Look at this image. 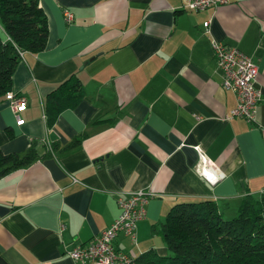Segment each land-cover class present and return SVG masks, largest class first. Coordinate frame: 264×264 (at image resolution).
I'll return each instance as SVG.
<instances>
[{
	"label": "crops",
	"instance_id": "1",
	"mask_svg": "<svg viewBox=\"0 0 264 264\" xmlns=\"http://www.w3.org/2000/svg\"><path fill=\"white\" fill-rule=\"evenodd\" d=\"M185 4L40 0L46 47L24 52L12 74L11 91L27 100L21 123L0 96V150L21 153L35 144L39 155L0 178V264H92L66 252L108 227L118 199L140 190L147 199L135 242L119 234L115 246L167 256L151 228L172 205L210 199L230 218L245 196L264 192V0L200 11ZM212 40L257 65L254 121L230 116L236 95L222 86ZM71 74L83 96L49 128L45 96ZM196 145L223 179L211 184L196 172Z\"/></svg>",
	"mask_w": 264,
	"mask_h": 264
},
{
	"label": "trees",
	"instance_id": "2",
	"mask_svg": "<svg viewBox=\"0 0 264 264\" xmlns=\"http://www.w3.org/2000/svg\"><path fill=\"white\" fill-rule=\"evenodd\" d=\"M47 40L48 21L40 0H0V96L11 90L19 52L38 53ZM82 96L76 74L51 90L43 107L47 127L53 126L60 112L74 108ZM80 139L63 150L77 146ZM50 148L54 151L57 146L53 143ZM38 158L35 144L21 153L0 150V178ZM151 232L161 236L170 255H159L151 248L134 255L130 264H264V192L258 198L245 196L229 219L210 199L176 203Z\"/></svg>",
	"mask_w": 264,
	"mask_h": 264
},
{
	"label": "built area",
	"instance_id": "3",
	"mask_svg": "<svg viewBox=\"0 0 264 264\" xmlns=\"http://www.w3.org/2000/svg\"><path fill=\"white\" fill-rule=\"evenodd\" d=\"M241 1L243 0H186L185 7L188 10L200 11ZM70 16L69 13H66L68 20ZM203 27V32L209 33V21L203 22ZM211 47L216 66L223 75L222 86L231 89L236 95V106L231 110L230 116H238L250 122L254 121L256 109L261 100V91L255 86L258 75L257 65L240 50L219 41L212 40ZM23 53L19 52L21 57ZM4 96L15 113L17 122L21 123L22 120L18 112L26 107V98L16 95L11 90L7 91ZM48 147L50 148V145ZM194 148L198 155L196 172L211 184L223 179L224 173L217 170L216 163L205 155L199 145ZM146 199L145 192L142 190L134 192L126 198L118 199L120 212L111 224L89 241L68 250L67 255L73 260H82L92 264H130L134 255L117 248L115 239L119 234H124L135 242L137 222L145 215Z\"/></svg>",
	"mask_w": 264,
	"mask_h": 264
},
{
	"label": "rangeland",
	"instance_id": "4",
	"mask_svg": "<svg viewBox=\"0 0 264 264\" xmlns=\"http://www.w3.org/2000/svg\"><path fill=\"white\" fill-rule=\"evenodd\" d=\"M234 215H236V214H233V216H234ZM233 216H232V214H231V215H228V217H230V218L233 217ZM225 219H229V218H225Z\"/></svg>",
	"mask_w": 264,
	"mask_h": 264
}]
</instances>
